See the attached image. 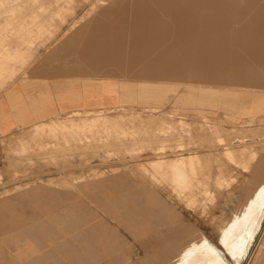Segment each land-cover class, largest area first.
Returning <instances> with one entry per match:
<instances>
[{"label":"rangeland","instance_id":"374dc122","mask_svg":"<svg viewBox=\"0 0 264 264\" xmlns=\"http://www.w3.org/2000/svg\"><path fill=\"white\" fill-rule=\"evenodd\" d=\"M27 1L0 0V23L18 25L25 12L17 8ZM229 2L232 9L244 7L247 0ZM246 8L257 12L249 4ZM3 44L0 59L13 63L20 56L4 57L5 52L39 45ZM203 50V69L227 61L205 46ZM247 73V83L231 85L192 84L195 77L153 84L125 79L128 86L118 108L56 116L0 137V198L39 183L65 199L60 205L65 216L45 219L44 250L28 247L22 253L28 263L149 264L155 230L197 231L218 248L212 217L219 202L245 176L249 183L264 176V170H249L255 162L264 163V90L259 89L264 73L252 66ZM180 107L185 115L179 116ZM250 107L262 110L247 114ZM181 157L197 162L179 180L168 168L152 167L156 160L168 163ZM95 173L101 180H93ZM90 183L92 191L87 190ZM260 236L239 264L254 262L264 242Z\"/></svg>","mask_w":264,"mask_h":264},{"label":"crops","instance_id":"0c3cea01","mask_svg":"<svg viewBox=\"0 0 264 264\" xmlns=\"http://www.w3.org/2000/svg\"><path fill=\"white\" fill-rule=\"evenodd\" d=\"M141 1L28 0L19 4L18 11L26 14H20L18 25L0 23V44L39 45L30 49L11 48L5 52L4 57L21 55L14 63L0 59V137L56 116L118 108L123 105V89L128 86L124 84L125 79H146L147 83L153 84L190 82L195 77L197 82L192 84L218 82L231 85L247 83L250 66L258 67L261 74L264 73L263 1L247 0L244 7L231 9L229 1L213 0L226 7L227 13L223 16L230 18L216 17L209 25L204 18V7H196L192 2L178 0L173 7L172 0ZM248 4L257 12L249 13L252 9L246 8ZM189 5L192 8H188ZM208 26L216 32L243 30L242 35L239 32L231 35L229 49L212 50V54L216 53L217 57L222 54L227 61L213 64L211 70L203 69L202 63L197 64L204 59V47L198 38ZM7 27H11L8 32ZM189 34L196 35L190 51L182 45L173 48L176 38L181 42L180 38L185 39ZM237 41L258 44L260 49L258 52L251 50V55L250 50L233 47ZM179 52L184 53L180 55ZM259 89L264 90V82L260 83ZM261 110V107H250L246 112L254 114ZM186 112L184 107L178 110L179 116ZM249 170L263 171L264 163L255 162ZM248 179L245 176L242 185L219 202L217 212L213 213L212 233L214 239L217 235L218 248L197 231L181 229L158 233L154 229L155 242L149 264H229L221 250L239 264L254 246L257 236L261 234L263 238L264 235V176L250 183ZM61 202L65 199H61L60 194L39 183L0 198V264H30L28 255L22 253L28 251V247H35L40 253L44 250L45 219L65 216L60 215ZM252 261V264H264V242Z\"/></svg>","mask_w":264,"mask_h":264},{"label":"bare ground","instance_id":"6f19581e","mask_svg":"<svg viewBox=\"0 0 264 264\" xmlns=\"http://www.w3.org/2000/svg\"><path fill=\"white\" fill-rule=\"evenodd\" d=\"M141 1V0H140ZM160 1V0H159ZM163 1V0H162ZM174 1V0H173ZM186 1H188V2H192V4H194L196 7H199V6H203L204 7V18H205V20H207V22H208V25L211 23V21H213L216 17L217 18H221V17H223V18H225V17H227V16H223V15H225L227 12L225 11L226 10V7H224V5H222V4H220V3H217V2H215V1H213V0H186ZM227 1H232V0H227ZM254 2H255V0H253ZM142 2V1H141ZM149 2H152V0L150 1L149 0ZM165 2H167V0L165 1ZM164 2V3H165ZM169 2V1H168ZM175 2V1H174ZM173 2V3H174ZM145 3V2H144ZM158 3V2H157ZM157 3H155V4H157ZM159 3H161L162 4V2H159ZM31 4V3H30ZM167 5H168V3H166ZM171 4V3H170ZM147 6H148V4H146ZM151 5V4H150ZM163 5V4H162ZM173 5V4H172ZM172 5L170 6V7H172ZM16 6V5H15ZM20 6V5H19ZM153 6V5H152ZM155 6V5H154ZM153 6V7H154ZM164 6H166L165 4H164ZM169 6V5H168ZM178 6H179V4H178ZM237 6H240V5H237ZM28 7V6H27ZM150 7V6H149ZM203 7H202V9H203ZM151 8V7H150ZM179 8H180V6H179ZM181 9V8H180ZM154 10H156V9H154ZM159 10H160V6H159ZM171 11V10H170ZM157 12V11H156ZM180 12H181V10H180ZM160 13H162V11H160ZM165 14L167 13V12H164ZM202 14V13H201ZM40 15V14H39ZM136 15V14H135ZM163 15V14H162ZM165 16V15H164ZM172 16V15H171ZM201 16V15H200ZM165 18H167V16L166 17H164V19ZM227 18H230V16H228ZM237 18H239V17H237ZM206 22V21H205ZM152 23V22H151ZM153 24V23H152ZM236 24H238V23H236ZM154 26H155V24H153ZM239 25V24H238ZM34 26V25H33ZM108 26V25H107ZM157 26V25H156ZM164 27V26H163ZM239 27V26H238ZM165 28V27H164ZM168 28V27H167ZM156 29H158V27L156 28ZM43 30V29H42ZM161 30V29H160ZM159 30V31H160ZM233 30V29H232ZM237 30L238 31H228V30H223V31H221V32H216V31H214L210 26H208V27H205L204 29H203V32H202V34H201V36L198 38V40H200V43H202V45H203V47L205 46V47H207L209 50H213V49H217V50H225V49H227L228 47H229V42H230V39H231V35L232 34H236V33H238V34H243V30H242V28H237ZM143 30H141V32H142ZM156 31V30H155ZM8 32V31H7ZM145 32V31H144ZM161 32V31H160ZM56 33V32H55ZM143 33V32H142ZM168 33V32H167ZM1 34V33H0ZM5 34V33H4ZM8 34V33H7ZM46 34V33H45ZM44 34V35H45ZM53 34H54V32H53ZM135 34H136V32H135ZM144 34H146V33H144ZM149 35V34H148ZM135 36V35H134ZM133 36V37H134ZM137 36V35H136ZM141 36H143V35H141ZM141 36H139V37H141ZM145 36V35H144ZM143 36V37H144ZM155 36V35H154ZM153 36V37H154ZM183 36V35H182ZM196 36V35H195ZM195 36H191L190 34L188 35V37H186L185 39H182L181 40V38H183V37H179L180 38V41L181 42H179L178 40L179 39H177L176 38V40H174L173 41V48H176V47H179L180 45H182L183 47H185L186 49H188V51H190L191 50V46H192V43H193V41L195 40ZM26 37V36H25ZM80 37V36H79ZM138 37V38H139ZM148 37V36H147ZM175 37H177V35L175 36ZM135 38V37H134ZM137 38V37H136ZM170 38H171V35H170ZM2 39V38H1ZM167 39V38H166ZM137 40V39H136ZM145 40V39H144ZM143 40V41H144ZM161 40V39H160ZM197 40V41H198ZM153 41V40H152ZM167 41V40H166ZM166 41H165V43H166ZM169 41V40H168ZM135 42V41H134ZM144 42H146V41H144ZM6 43V42H5ZM44 43V42H43ZM102 43V42H101ZM143 43V42H142ZM160 43V42H159ZM45 44V43H44ZM145 44V43H144ZM167 44H168V42H167ZM195 44H197V43H195ZM199 44V43H198ZM4 45V44H3ZM132 44L130 43V46H131ZM140 45H141V43H140ZM143 45V44H142ZM169 45H170V42H169ZM168 45V46H169ZM233 47H235L236 49H240V50H242V51H249L250 50V54L251 55H253L252 54V52H251V50L253 51V49H251L253 46L255 47L254 48V50H257V52L259 51V46H258V44H254L253 46L252 45H247L246 43H244V42H234L233 43ZM152 46V45H151ZM141 47V46H140ZM166 44H165V49H166ZM133 48V50H134V47H132ZM142 48H144V45H143V47ZM154 48V47H153ZM131 49V48H130ZM136 50H137V48H135ZM138 49H139V47H138ZM149 49V48H148ZM147 49V50H148ZM164 49V50H165ZM229 49V48H228ZM132 50V51H133ZM136 50L135 51H133V52H136ZM178 50V49H177ZM139 51V50H138ZM169 51H171V50H169ZM179 51V50H178ZM195 51V50H194ZM234 51V50H233ZM232 51V52H233ZM236 51V50H235ZM235 51H234V53H235ZM261 51H263V50H261ZM130 52V51H129ZM224 52V51H223ZM236 52H238L239 53V51H236ZM12 53V52H11ZM144 53V52H143ZM180 53H184V52H179V54ZM192 53V52H191ZM227 53V52H226ZM249 53V52H248ZM17 54H20V53H17ZM129 54V56L131 55L130 53H128ZM135 54V53H134ZM163 54V53H162ZM232 54V53H231ZM237 54V53H236ZM133 55V54H132ZM138 56H139V54H137ZM136 55V56H137ZM164 55V54H163ZM162 55V56H163ZM166 55V54H165ZM181 55V54H180ZM190 55V54H189ZM192 55V54H191ZM246 55V54H245ZM21 56V55H20ZM141 56V55H140ZM146 56H147V54H146ZM161 56V55H160ZM183 56V55H182ZM246 56H250V55H246ZM179 57V56H178ZM132 58V57H131ZM131 58H130V60H131ZM137 58H139V57H137ZM160 58V57H159ZM177 58V57H176ZM190 58V57H189ZM251 58V57H250ZM28 59V58H27ZM127 59H129V58H127ZM136 59V58H135ZM165 59V58H164ZM172 59V58H171ZM194 59V58H193ZM198 59V58H197ZM218 59V58H217ZM249 59V58H248ZM247 59V60H248ZM255 59V58H254ZM134 60V59H133ZM168 60V59H167ZM173 60V59H172ZM215 60V59H214ZM147 61L148 62H151V61H149L148 59H147ZM158 61V60H157ZM157 61L156 62H154V63H157ZM179 61V60H178ZM177 61V62H178ZM188 60H186V62H187ZM213 61V60H212ZM218 61V60H217ZM257 61V60H256ZM8 62V61H7ZM75 62V61H74ZM165 62H167V61H165ZM170 62V61H169ZM176 62V60L173 62V63H175ZM195 62V60L192 62V63H194ZM197 62H198V60H197ZM200 62V61H199ZM237 62V61H236ZM147 63V62H146ZM162 63V62H161ZM172 63V64H173ZM180 63V62H179ZM184 63V62H183ZM188 63V62H187ZM211 63V62H210ZM209 63V64H210ZM221 63H223V62H221ZM233 63V62H232ZM235 63V62H234ZM153 64V63H152ZM197 64H200V63H197ZM134 65V64H133ZM149 65V64H148ZM159 65V64H158ZM167 65V64H166ZM171 65V64H170ZM185 65V64H184ZM204 65V64H203ZM211 65V64H210ZM150 66H151V64H150ZM149 66V67H150ZM209 66V65H208ZM131 67V66H130ZM141 67H143V66H141ZM145 67V66H144ZM152 67V66H151ZM166 67V66H165ZM142 69V68H141ZM152 69V68H151ZM158 69V68H157ZM156 69V70H157ZM155 70V69H154ZM146 80V79H145ZM185 80V79H184ZM160 81V80H159ZM6 84V83H5ZM56 151V150H55ZM26 153V152H25ZM29 153V152H28ZM194 156V155H193ZM184 157H186V156H184ZM164 160V159H163ZM154 161V160H153ZM197 162V160H195L194 158H192V157H188V158H182L181 157V159H176V160H172V161H169L168 163H166V162H164V161H157L156 160V162L152 165V167H155V168H159V169H162V168H168V169H170L171 170V175L173 176V178L175 179V180H179V179H181V178H183L184 176H185V174H186V172H187V170L188 169H194V167H195V163ZM258 170V169H257ZM258 173V172H257ZM93 180L94 181H99V180H101V176L99 175V174H93ZM172 184V183H171ZM87 187H88V191H92V190H94V184L93 183H90V184H88L87 185ZM92 202V201H91ZM153 212V211H152ZM151 212V213H152ZM152 215H155L154 214V212L152 213ZM220 218H221V216H220ZM218 221V220H217ZM150 226V225H149ZM149 228V230H154V228L152 227V226H150V227H148ZM262 238V237H261ZM253 241V240H252ZM72 243V242H71ZM258 245V244H257ZM75 246V245H74ZM162 246H166L167 247V245H162ZM257 248V247H256ZM79 251V250H78ZM259 251H260V248H258V253H259ZM255 252V251H254ZM162 253V252H161ZM172 253H174V252H172ZM188 253H189V251H188ZM257 253V254H258ZM256 254V255H257Z\"/></svg>","mask_w":264,"mask_h":264}]
</instances>
